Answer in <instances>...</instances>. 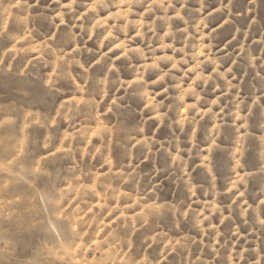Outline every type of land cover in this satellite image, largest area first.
Segmentation results:
<instances>
[{
	"label": "rangeland",
	"instance_id": "rangeland-1",
	"mask_svg": "<svg viewBox=\"0 0 264 264\" xmlns=\"http://www.w3.org/2000/svg\"><path fill=\"white\" fill-rule=\"evenodd\" d=\"M0 264H264V0H0Z\"/></svg>",
	"mask_w": 264,
	"mask_h": 264
},
{
	"label": "clouds",
	"instance_id": "clouds-1",
	"mask_svg": "<svg viewBox=\"0 0 264 264\" xmlns=\"http://www.w3.org/2000/svg\"><path fill=\"white\" fill-rule=\"evenodd\" d=\"M109 36H111V32H109V34H108ZM176 67V65L175 64H173V68H175ZM161 79H163V77H161ZM181 99H183V97H181Z\"/></svg>",
	"mask_w": 264,
	"mask_h": 264
}]
</instances>
